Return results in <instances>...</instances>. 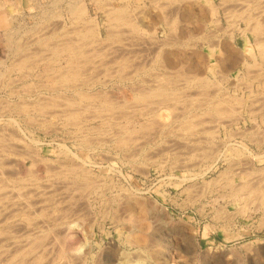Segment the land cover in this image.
<instances>
[{
    "label": "rangeland",
    "instance_id": "1",
    "mask_svg": "<svg viewBox=\"0 0 264 264\" xmlns=\"http://www.w3.org/2000/svg\"><path fill=\"white\" fill-rule=\"evenodd\" d=\"M82 1L86 5V9L88 11L87 12L88 17L90 19L91 18L96 19L99 22V25H100L99 28L102 32V35L104 34L103 40H105L106 34H107L106 33L107 28L110 26V23H108L109 20L107 18V14H106V8L101 9V6L98 5V3H96L93 0H82ZM260 1L261 0H259V2L257 1L258 6L254 5L255 0L250 2V9H249L252 14H254L255 10H256V12L258 11V14L255 13V16L258 18L264 17L261 15L262 13H264V12H262L264 10V1H263V3H262V1L261 2ZM109 2H110V5H111V3H112V5H122V4L127 5V6L130 5L129 9H130V14L133 15L132 17L137 18V16H138L139 18H137V19L134 18V19H136L138 21L140 20L141 23L145 22V24L142 23V25L144 24L142 27L143 28L146 27L144 30L142 28L139 33L138 32L131 33V32H129V30L127 28L124 29V31H125L124 33L127 36V37L125 36V39L126 38L129 39V40L126 39L125 42L129 41L130 43L129 42L128 43L130 44L131 47L127 43L129 48H128V50H126L127 44L126 45L121 44L122 47L119 44L120 47L118 48V50H120L121 53L117 52V55L119 56V54H120V56H122L121 54H123L124 52L127 53L129 59H131V61L134 60L135 63L133 61H132V63H134L136 66L132 67L134 64L133 65L131 64L130 67L134 68L133 69L134 71L132 70L133 72L132 71L130 72L131 68H129L128 76L126 75L127 73H125V75L127 77H129L130 75H132V73H134L133 74L134 77L132 76L133 78H130V81H128V80L120 81V78H118V76H117L118 74L114 75L116 77H114L113 75H112L113 77L110 76L111 78L109 76L107 78L104 76V78L107 79V82L109 79L108 83H110V85H112V84L115 85V88H107V89H109V91H111L112 89L114 90V91L112 90V92H111L112 95H113V93H114V95H116V96L113 95L114 97H112V98H114V100L116 97L117 101H120V102L122 101L121 104H123V102L125 100L127 101L128 94H129L128 92L130 90L128 87H130V84H133V83L136 85V87L144 86L146 88L147 85H149L147 87H150V86L155 85V84L156 85L160 84V83L162 84L163 78H164V81H166L165 78H169V79L173 78L172 83H174V82L177 83L179 81V79H180L179 82H182V83L178 82L177 83L178 85L176 84V88H179V87H180L179 89L184 88V85L187 86L186 85L187 83L185 84V82H187V80L185 81V78L189 79V77H191V75H192L191 70L197 68L195 61L192 57H194V56L196 57V55L198 56V54H199L200 57L204 55L205 57L203 56V59H206V61H211L212 63H217L216 64L217 66L215 68L213 65H212V67L211 66L206 67L207 69L203 68L205 75L210 77L213 81H215V84H216V85L215 84L213 85L214 87L213 86L211 87V89L216 88L215 89L216 91L214 89L213 90L210 89L214 94V98H212L211 100L213 101L216 99H220V101L225 102L224 105L222 104V106H224V107H225L226 103H227V105H230V106H227V105L226 106L229 107L231 110H233V112L236 113V119L233 120L234 123L231 126H228L226 128V127H223L219 121H218L219 122L218 123V122H216V120L215 121L212 120L214 118L207 120L210 118L208 115L207 116L201 115L203 118L207 117L206 122L208 123V127H207V124L205 122L206 128H204V129L212 130L214 128V126L212 127V125L217 124L218 127L215 125L217 128H214L211 132L216 131V133L218 135L216 133H214V136L212 135L213 137H211V135H207L208 132L205 130L203 131L202 128H201L202 130H198L199 132L196 131V128H195V132H194L195 134L194 133L193 134L187 133V135H186V133H183L184 132L183 130L179 131V128H181L180 124L182 125V122H183V118L184 117H194L195 116L194 114H198V113L201 114L200 111H202V109H206V106L203 105L201 110H199V109H197L196 106H194V107H196V108H194L190 104V101H187L190 105V107H189L190 109L187 108L189 110V113H188V111L186 109H185V112L183 110L182 111L180 110L183 108V105L181 106L180 104L179 105L177 104L176 107H178V112L180 110V112H179L180 115L183 112L181 117H179L178 112L177 113L174 112L171 107L170 108L172 109V112H171V109H169L168 107H165V108L163 107V108H161V110H164V111L162 112L160 110L162 115H161V113H159V114L161 115V117L164 116L163 118L167 119L165 121L166 122L168 121V122L166 124L164 121L166 127L164 126V128H163V126L161 125L162 129L159 127L160 125H158V128H159L158 130L161 132L160 137L154 136L153 141H151L152 138L151 139L150 138L140 139V141H138V140L134 141L136 144H134L132 142L131 146H128L127 148H123V149L119 148V150H118V148L113 150V148H115L114 146H115V142H116V140H114V139H118L117 134H119V133H117V132H119L122 128L120 126H116L114 124L115 121L111 120V116L110 117L108 116L109 119L106 123H102L101 118H103V117L105 118L107 115H101L99 113H96L97 112L96 110H97L98 105H99V104H97V102L96 103L94 102V104L91 103V105L89 104L90 106H92V108L88 107V105H86V104H81V105H84V107L81 106V107H83V108H81L82 109L81 112L83 111V113H81V117L84 119V120H82L83 127H84V129H82V130H85V132L81 131V132H76V134H75L74 128H72V127H69V128L68 127H61L60 125L52 127L50 129H44V128H40L38 126H30V127L23 126L20 129L17 127H9V128L5 127V128H3L4 129L3 130L1 127L0 128L1 129L0 134L4 133V134L8 135V134L12 133L13 130H15L14 132L15 133L17 132V134H20L21 137H24V135H25V138L23 140L26 141V143H25L26 145L28 142L30 143L32 140L31 139L32 137H30V135L32 133H29L31 130L33 132V138H35V139L38 138L37 140L42 142V149H43L42 155H43V157L53 158V159L58 158L59 159L58 160L59 162L57 161L58 163L55 162L52 165V168H54V169H56L59 165V167H60V168L58 167L59 170L60 169L62 170V167L66 166V165L71 166L72 164H74V166L73 165L72 166L75 167V164H76V162L74 160L68 159L70 157H68L67 155L59 153V149H58L59 143H61V142L67 143L69 145V147L71 146V148L75 149L76 146L74 144L77 142V140L79 141L80 139H82L81 136H84L86 133L88 135L90 134L89 138L93 137V142H95V143H97V142L99 143V139H101L100 142L101 141L105 142L106 139H108V141H109V142H105L104 147L101 146L99 148H96L94 151H92V150H90V151L79 150V152H80L79 155L83 159L85 158L88 162L89 161L92 162L90 164H92L94 166L95 176L97 177L98 180H93V179H95V178H93L94 177V175H93L94 173H93L91 179H92V182L94 181L93 182L94 187L92 185L90 187L91 188L93 187L96 189L98 188L97 190L91 189L90 187H87L88 190L85 189V190L89 191V193H87L84 190V183L85 182L82 179H80V181L78 179L76 180L73 175L68 174V172L66 171L67 169L64 170V168H66V167L63 168L64 171L63 170L58 171V169H56L57 173L55 176H54L53 172H56V170L55 171L53 170V172L51 171L50 173H48V172H45V169L43 168V172H45L47 174L42 172L43 173L41 175V179H42L41 181L42 182L40 181L41 185L43 187H49L48 190H50V188L52 190L50 191L51 192L50 194L43 196V197L41 196V198L46 199V201H48V204H50V206L48 208H46L47 213H49V212L50 213L49 214L46 213L45 217L40 216L43 221L40 219L39 216L36 217L35 215H33L34 220L32 222H34V225L37 226V227L35 226V228H36L35 231H37V229H39L40 231L41 230L43 231L44 229L48 228L47 225L53 226V224H52L53 219L52 218L57 217V215L59 214L58 212H60V214H61L63 211L68 209L67 207H69V203L67 202L68 203L67 204L65 201L67 195L68 194L71 195L70 193L73 194V192L75 193V191H76V193L78 195L75 194V196H79V193H81L84 190L85 192L83 191L82 193L87 194L86 195L87 197L86 196L84 197V199L87 198L86 199L87 201L84 199H82L83 201L82 200H78V201L76 200L75 201L77 203L76 205H78L79 207H78V209L75 210L76 211L75 213H79V212L81 213V214L80 213L78 214L79 215L78 218L81 220H82V218L84 220V216L86 215L85 221H83V220L78 221L79 219H77L78 223H80V222L81 223L86 222V223L85 224L84 223L83 224H76L77 226L75 229L79 232V234L83 233V235H85V236H83L85 238H83L82 235H80L81 238L83 239V240H81L82 242L79 244V246H80L79 249L80 250L83 249V250L78 251V253L81 255V259L82 258L85 259V256H84L85 254L83 251H85V249H86L85 252H89V250H90V252L87 253V256H86L88 258H86L84 260L85 264L86 263H88V264H99L98 262H100V264H105L104 262L106 259H109L110 261L114 260V264H119L121 262L123 264H134V263L135 264H137V263L138 264H158V263L159 264H264V224H262V221H261L262 216L264 214L263 213L264 208L262 206H260V203L258 202V200H256L257 196L254 195V197L256 198V199H254V197H253L254 200L245 201L244 200L245 196L247 195L246 197H248V194H246V192L242 193L241 197L245 194L244 198L242 199L240 196L236 198V196L230 190L233 186L235 187L237 185L236 187H239L240 186L239 184L241 182L248 181V179L250 180V178L252 179L251 181H253L254 184H256V185L257 184L258 185L264 184V180H262V179H264V109H262V108H264V99H263L264 97H262V95L264 96V94H262L264 91L261 87H259L257 85V82L255 80L254 81L252 80L258 76L257 71L259 68L254 69V67H257V66L260 67V66L257 64L256 65L253 64V62L251 60V54L248 52L245 36L239 30V26H242V28L245 27L244 26L245 22H242L241 19H239L237 17L238 12L237 13L235 12L234 13L235 16L233 13H231L230 18L233 15L231 19H229V17H227L229 15H224L223 13L219 14V15H221V17H220L221 23H217L216 20H217L218 15L215 16L213 14V12H211L209 10V4L205 0H174L173 1L174 3L172 4V7L169 9L168 12L173 13L174 19L176 20L177 24H176L174 29H168L167 27H165L166 24L164 22V17H163L164 16V13H163L164 9L161 8V6L164 5V3L165 4L168 3L167 0H158V1H154V2H152V0L151 1L150 0H115V1L112 0V2L111 1H109ZM142 2H143V4H142ZM170 3H172V2H170ZM170 3H168V4H170ZM214 3L216 6H220L221 0H214ZM253 6H255V7H253ZM261 6H262V9L260 8ZM259 9H261L262 11ZM161 10H162V12H161ZM183 12L192 13L191 14L192 16L195 15L196 18L193 16L192 19H194V18L197 19V17L199 19L203 18L202 17V15H203L207 21V24L205 27L204 26L199 27L196 25L194 26V25H192V24H194V22L189 24L191 29L196 28V32L194 31V35H196V36H194V35L191 36V39L187 43H183V41L179 40L180 33L182 34L184 32V30L185 31L188 30L187 26L179 18V16H181L183 14ZM159 16H162V18ZM26 18H29V17H26ZM106 19H107V21H106ZM155 19L158 21H154ZM228 19H229V21H228ZM153 21H154V24H152ZM147 24L148 25L150 24L149 25L150 27H147L148 26ZM153 25H155V26H153ZM154 27L157 30H155ZM105 28H106V30H105ZM127 30H128V32H127ZM153 31H154V33H152V35L149 34V32H153ZM174 31H176L177 33ZM140 33H142V34H140ZM241 33H242V35H241ZM247 33H248L249 37L251 38V40H253L255 37L254 34H252L251 32H247ZM129 34H131V35L133 34V35L129 36ZM134 34L138 35V37H136V35H134ZM148 34L150 37L149 36L147 37ZM202 34H204V35L209 34L210 35V38H208L209 40H206V42H205L204 40L200 39V36ZM154 36H156V37H154ZM157 37L159 40L157 39ZM0 39L2 41V46H5L4 38L0 37ZM167 39H169V40H167ZM140 40H141V42H140ZM156 40H157V42H156ZM170 40H173V41L171 42ZM100 42H102V40H99L98 42L91 43V45L88 46V49L92 50V49H94V47L100 48L99 46L105 47V46H108V44H109V46L112 45V43H110V41L102 42V44H100ZM163 42H164V44H162ZM103 43H105V44L103 45ZM217 43L222 46L223 51L220 50L221 48H219L217 46ZM160 44H161V47H160ZM222 44H224V45L228 44V47L232 46L231 47V49H232L231 54L232 55L228 54V56L231 55L230 57H233V56L237 57L236 53H238V56H239V54L242 53V55L245 56L244 59H247L248 61H250L249 63L252 66L250 67L248 65V68H250L252 71L251 70H250V72L247 71L249 75L247 74V72L245 75V67H244L243 62L237 63V65H236L235 62H239L240 57H237L238 60H235V61H234L235 58L231 59L230 57H228V58L226 57L227 53L224 51L225 47ZM215 47H216V50H215L214 57H213V53L211 52V50H212V48H215ZM159 48H161V49H159ZM250 48H249V50H250ZM252 48H253L254 53L257 55L259 48H257V46H255L254 44L252 45ZM116 50H117V47H116ZM124 50H126V51H124ZM161 50H163V52ZM122 51H124V52H122ZM160 54L164 55V57L163 56L161 57ZM183 55H185V57H183ZM211 55H212V58H211ZM223 55H225V56H223ZM125 56H126V54H125ZM159 57H161V58H159ZM188 57H190V59H192V60L188 59ZM223 57H224V59H223ZM257 57L259 58L258 62L261 63L262 58H260V56H257ZM164 58H165V60H164ZM220 59H221L222 63H223V61H225L224 66L228 65L229 67H231V68H228V66L227 67L225 66V68L227 69L226 70L227 72H224V73H220L219 71L216 72L217 68H218V70H221L220 67L223 68V65L221 64L222 66H220V64L218 63L220 61ZM227 59H230L231 61H234V62H230ZM161 60H163V62ZM187 60H189V61H187ZM94 62L96 63L97 61L95 60ZM136 62L139 63L140 65H143V66L140 67V65L136 64ZM191 62L194 65H192ZM227 63H229V64H227ZM92 65H93V67H91ZM138 65L141 69L137 67ZM89 66L91 67L89 69H93L95 67V64H90ZM89 66H87V67H89ZM252 67H253V69H252ZM135 68H137V69H135ZM260 68L261 69H259V70L261 71L264 69V66H261ZM89 69H87V70H89ZM139 69H140V72L139 73L137 72V74H136L135 71L139 70ZM199 69L202 70L201 68H199ZM1 70H2V68H0V71ZM253 70L257 76L256 75L254 76L255 73L253 72ZM251 72H253V74ZM94 73L95 72H93V70L92 71L89 70L88 73L85 74L88 78L86 76L85 77L87 79H89V77H92L91 79H94V77H96L98 79L102 76V74H96L97 72L95 74ZM111 74H108V75H111ZM183 74H185V75L183 76ZM187 74H188V76H187ZM251 74H252V76H250ZM94 75H96V76H94ZM181 75H182V77H181ZM245 77H247V79ZM260 77H261V75H260ZM141 78L142 79L144 78V79L142 80ZM131 80H133V81H131ZM5 81H6V79L3 80L4 84H6ZM120 82H122V83H120ZM166 82L164 83L165 86L167 85ZM263 82H264V80H263ZM116 83L120 84V85H118V86H120L119 88L116 86L117 85ZM191 86L192 85H190L189 87L187 86L188 88L185 87L186 89L185 88L184 89L188 91V89L190 88L189 89V91H190L193 89V87H191ZM98 87L100 90L105 88V87H102L101 85H98L96 88L94 87L91 89L93 91H96V90H98ZM187 91H186V94H191L192 91H194V93L196 92L195 89L190 91L191 93L189 91H188L189 92L188 93ZM261 91H263V92H261ZM1 92L3 93L4 90H1ZM254 92H255V94H253ZM250 93H252V94H250ZM256 94H257V96H255ZM69 95L73 96V92H70ZM252 95H253V97H252ZM227 97H238L239 99H238V101L230 102L228 100H230L231 98L228 99ZM226 99H228V100H226ZM260 101H262L263 107H262V103ZM259 103L261 105V108H260ZM189 105H185V106L188 107ZM185 106H184V108H185ZM133 107H132V109H133ZM179 107H181V108L179 109ZM224 107H223V109H224ZM227 107L225 109H227ZM130 108L131 107H129V109ZM132 109H130V111H132ZM134 113L135 112L133 110V112L130 113V115L134 116V118L136 120L141 121L143 119L142 116L140 117L137 113H136V115H133ZM163 113H164V115H163ZM175 113L178 114L176 116L179 117L178 120L176 121V123H175V119H176ZM92 114H96V115L99 114V116H101L100 120L98 119L99 118L98 116H95V115L92 116ZM172 114H173V116H172ZM192 114H193V116H192ZM200 114H198V115H200ZM84 116L85 117L87 116V117L84 118ZM91 117H94V119ZM138 117H139V119H138ZM158 117H159V115H158ZM158 119H160V117ZM84 121L86 123H84ZM158 121L162 122L161 120H158ZM223 121L232 122V120H228V119L227 120L223 119ZM212 122H213V124H212ZM110 123L111 124L113 123V124L111 125ZM164 123H163V125H164ZM236 123H238V124H236ZM85 124L87 125V127ZM90 124L92 126L94 125L93 127H95V128L88 131V129L92 127ZM158 124H159V122H158ZM176 125H179L177 129H176ZM170 127H171V129H170ZM172 128H173V131H172ZM197 128L199 129L200 127H197ZM97 129H99V130H97ZM100 129L106 130V131L104 130L102 132L103 134L105 133L104 135L101 133ZM108 129H109V132H108ZM166 129H167V132H166ZM10 130H11V132H10ZM24 130H27V131H24ZM117 130H119V131H117ZM91 131H93V132L91 133ZM111 131H112V133H111ZM168 131L172 132L171 135H170V133H168ZM175 131L180 132V133L177 132L179 135L183 133L182 134L183 136L182 135L179 136L176 133L173 134V132H175ZM200 131H202L206 135ZM26 132H28L29 134ZM113 132H114V134H113ZM162 132H163V134H162ZM165 132H166V134H164ZM100 133H101V135H100ZM111 134H113L114 137ZM200 134L204 135V137ZM249 134L251 137H249ZM7 135L3 136V137H7ZM184 135H186V136H184ZM190 135L192 136V138ZM197 135H199L201 137H197ZM253 135L255 138L253 137ZM101 136H103L106 139L104 140V138H103V140H102V138H100ZM109 136L111 137V139L113 141L110 139ZM206 136L208 137L207 140L209 142L206 141V138H207ZM186 137H187V139H186ZM214 137H215V139H214ZM29 138L31 140H29ZM97 138H98V140H96ZM155 138H157L158 140ZM184 138H185V140H187V142L184 140ZM190 138L194 139V141H192ZM197 138L199 139V141H196ZM201 138L205 139V141H202V143L200 140ZM75 139H77V140H75ZM162 139H163V141H162ZM166 139H168V140H166ZM209 139H212V140H209ZM253 139L256 141H254ZM47 140L49 143H47ZM144 140H145V143L143 142ZM213 140L218 145L215 144L213 142ZM141 141L143 143L140 144ZM146 141L149 143H147ZM169 141H171V142H169ZM175 141H176V144H175ZM52 142H54V143H52ZM168 142L172 143V144L166 145ZM177 142L179 144H181V142L182 143L186 142L187 144L185 143V145H183V147H180L182 145L178 146ZM194 142H197V143H194ZM204 142H205V145L210 146V147L205 148L206 146L204 145ZM211 142L214 143L213 146H212ZM106 143H108V144H106ZM164 143H165L166 147H163ZM25 144L24 143H22L20 145L17 144L19 148L21 147V145L25 146L24 148L22 146L23 150L20 148V152L21 151H23V152L27 151V149H25L27 147ZM32 144L33 143H30L29 147L32 146ZM147 144H149V145H147ZM174 144H175V146H173ZM202 144L205 147H203ZM161 145H163V146L161 147ZM186 145H189V146H186ZM199 145L202 147V150H201V147ZM211 146H212V148L214 147L216 150V154H214L215 159H211V158L207 159V156L205 153H204L205 155H200L203 153L202 152L203 150L208 149L207 151H209L210 150L209 148H211ZM175 147H177V148L175 149ZM178 147H180V148H178ZM186 147H188L189 149L192 147H195V148L190 149L192 151L187 154L188 151L186 150L187 149ZM52 148H53V150H52ZM129 148L132 150H130ZM214 148L212 150H214ZM243 148L244 149L247 148V149L244 151ZM195 149L197 150L196 152H195ZM217 149H218V152H217ZM122 151H124L128 155ZM172 151H173V153L171 154ZM193 151H194V155H193ZM23 152H21V153H23ZM213 152H215V151H213ZM219 152H221V153H219ZM238 152L239 153L241 152V153L239 154ZM25 154L26 153H24L23 155L25 156ZM90 154L93 157L90 156ZM121 154H123L124 156H122ZM134 154L136 155V158H134L135 156L132 157ZM189 154H191V155H189ZM188 155H189V157L192 158L193 161L189 160L190 158L188 157ZM204 156H206V157H204ZM10 157L12 159H13V157L16 158L13 155H11ZM21 157L22 156L17 157V159H15V161L16 160L22 161L23 158H21ZM148 157H150L151 159ZM177 157H178V161L176 160ZM193 157H195V159H193ZM201 157H202L203 161H201L202 160ZM11 158H10V160H12ZM61 158L62 159L65 158V159H63L65 162H67V161H70V162H68V164H65V162H63V164L60 165L62 163V162H60ZM92 158H94V160ZM62 159H61V161H63ZM128 159H129V161H128ZM185 159L187 161H190L192 163L193 167H191L192 165L190 164V162L187 165L188 162ZM204 160H206V161H204ZM13 161H14V159H13ZM100 161H101V163H100ZM184 161H186V163ZM196 161H198V162H196ZM26 162H27L28 166L31 165V159H26ZM73 162H75V163H73ZM193 162L195 163V165L193 164ZM196 163H198V164L196 165ZM209 164L213 165V168L209 169L205 172V170L207 169ZM186 165H187V167H186ZM183 166H185V167H183ZM96 167H98V168H96ZM99 167H102L103 169H99ZM192 168L194 170H192ZM189 169H191L192 171L191 170L189 171ZM224 170H225V173L227 172L226 173L227 176L225 175V177L226 178L230 177V179L228 178L225 180V177L224 176L222 177V175H221V178L222 179L224 178L223 181H221L222 179L220 178V174ZM229 170H230V172H229ZM107 172H108V175H107ZM97 174H98V176H97ZM100 174H101V176H99ZM190 174L194 178H191ZM65 175L67 176V178L64 177ZM52 176L58 182H56ZM108 176H111V177L109 178ZM261 176H263V177L261 178ZM50 177H52V178H50ZM99 177L100 178L103 177L102 179H104V181L102 179H100ZM105 177H106V179H105ZM65 178H66V180H65ZM215 178L216 179L220 178V179L218 180L217 183L216 182H213V183L211 182L212 184L209 183V185H208L209 187H208L206 183L209 182L210 180L212 181V179H215ZM62 179L64 180V182L66 181L65 184H64V182H62L63 181ZM108 179H109V182L107 181ZM59 180L60 181L62 180V181L60 182ZM71 180L73 181V183H70V182H72ZM74 180H75V182H74ZM100 180L103 181V183L98 184L101 182ZM230 180H231V183H229ZM254 180H256V182H258V181L259 182L255 183ZM47 181H51V182L46 183ZM68 181L70 184L67 183ZM78 181L80 183L82 181V184H79ZM96 181H100V182H96ZM205 181H207V182H205ZM50 183H51V185L53 184L52 187H51ZM61 183L64 184V187ZM74 183H76V184H74ZM73 184H74V186H73ZM78 184H79V188L82 191H80V189L77 187ZM102 184L106 185L105 188ZM229 184H231V185L233 184V186H231V185L229 186ZM212 185H214V186H212ZM223 185H226L227 187L223 186ZM55 186H58L59 188H56ZM100 186H101V189H100ZM189 186H190V188H188ZM205 186H207L208 189ZM211 186H212V188H211ZM221 186L223 187V189H225L227 191L223 190L221 188ZM253 186H255V185H253ZM263 187H264V185H263ZM65 188L66 189L71 188L73 190L71 191L69 189L68 190L70 192L69 193V192H67V190H65ZM186 188L189 189V190L187 189L188 192H187ZM191 188L194 191L193 194L189 193V191L192 192V190H190ZM204 189L206 190L205 194H202ZM209 189H210V191L212 190L211 192L213 194L209 191ZM78 190L80 191L79 193L77 192ZM57 191L59 192V194L57 193ZM228 191H230V192H228ZM94 192H96V193H94ZM99 193H101V194L104 193V195H100ZM198 193H201V194L199 195ZM219 193H221V194L226 193V195H224V194L221 195ZM247 193H249V192H247ZM230 194H231V196H230ZM194 195L197 196L196 197L197 202L195 200L193 201V198L195 197ZM198 195H199V197H198ZM201 195H202V197H201ZM210 195H212V196H210ZM220 195L223 197H221ZM50 196L52 198H50ZM224 196H225V198H224ZM53 197H55V199H53ZM213 197L215 199L216 198H218V199H216V201H214V200H212ZM58 198H59V201L61 203H59L57 201ZM63 198H65V199L63 200ZM90 198H91V200H93L92 202H91ZM53 201H54V204H52ZM80 201H82V202L80 203ZM255 201H257V202H255ZM42 202H43V204H45V202L42 200L41 203H39V207L41 206L40 204H42ZM64 202L66 203L65 207L63 204ZM75 202H73V203H75ZM89 202L91 203V205ZM70 203H72V202H70ZM83 203H85V204H83ZM148 203H150V204H148ZM257 203H259V208H258ZM43 204H42V206H43ZM131 204L133 207L135 206L137 208H139V204L140 205H142V204L146 205L147 204L146 206L150 205V207H153V209H154V210H151L148 214L149 215V221H151V219H153V221L150 222L152 224L151 225L152 227H150L149 230H147L149 233L146 232V236L149 237L148 244H150V247H149V245H147V247L146 246L145 247L138 246V249H137V245H134V241L128 240L129 239L128 237L130 236L129 231L132 230L133 225H131V223L127 221V217H125V216H127L128 213L125 211L127 215L124 214L125 213L124 209L126 208V210H128L127 207ZM221 204L223 205V207H221L222 206ZM256 204H257V206H256ZM80 205H82V206L85 205V207H84L85 212L83 211V213H82L81 210L83 208H81L79 210V208L81 207ZM254 205L256 206L257 209H259L258 212H256L257 209H255ZM58 206L60 207L59 210L61 209V211L58 210ZM248 206H250L249 210H248ZM37 207H38V205L36 206L35 210L37 209ZM39 207H38V209L41 208V207L40 208ZM62 207H64V209H62ZM150 207H147V208H150ZM218 207H220V208H218ZM50 208L51 209L54 208L55 210L53 209L50 211L49 210ZM241 208H243V209H241ZM105 209H107V210L105 211ZM35 210L32 209L29 212L35 211ZM77 210H79V212H77ZM240 210L242 211V213L240 212ZM254 210H255V212H254ZM88 211H90V212H88ZM164 211L167 212V214L164 213ZM237 211H239V212H237ZM36 212H37V210H36ZM53 212H55V213H53ZM87 212H88V214H87ZM108 212H110V214ZM107 213L109 215H106ZM55 214H57V215H55ZM114 214H117V216L118 215L119 216L118 217L116 216L117 218L115 217L114 219H112L115 216ZM163 214H165L166 216ZM230 215H231V217H230ZM33 216H31V217L33 218ZM87 216H88V218H87ZM111 216H112V218H111ZM167 216H168V218H167ZM225 216H228V218ZM50 217H51V220H50ZM152 217H154V218H152ZM37 219L39 220V223H41V222L42 223L39 224ZM44 219H46V220H44ZM118 219H120V220L122 219V220L120 221ZM40 220H41V222H40ZM93 220H94V224H93ZM18 222H19L18 224H20L19 226L20 227L23 226L24 228L28 224V223H26L25 219H21ZM88 223H90V226ZM43 225L44 226L46 225V226L43 227ZM85 225H87L88 227ZM91 225H92V227H91ZM259 225H262V226H259ZM19 226L17 225V227H18L17 229H19ZM52 226H51V228H52ZM221 226H222V228H221ZM23 227H22V229H23ZM41 227H43L44 229L43 228L41 229ZM53 227L55 229V226H53ZM89 227H91V229ZM56 228H57V226H56ZM58 228H59V226H58ZM58 228L56 229V231L54 229H52V230H54L55 232H58L59 231ZM78 228H80V230L82 229L84 232H82V230L81 231L78 230ZM100 228H101V230H100ZM22 229L20 230L19 234H22L24 232V229L23 230ZM120 229H121V231H120ZM86 230H87V232L85 233ZM60 232H61V230H60ZM60 232L58 234L61 236L62 234ZM150 237H151V239H150ZM153 239H155V240H153ZM152 240L154 241V244L151 243ZM112 243H114L115 245L112 246ZM158 243H159V245H158ZM156 244H157V246H156ZM153 245H154V247H153ZM81 246H82V248H81ZM87 246H88V248H87ZM148 247H149V249H148ZM104 248H107V249H104ZM87 249H89V250H87ZM140 249L143 250L142 254L146 258L143 259V257H142L143 255L142 256L139 255L141 252ZM138 251H139V254H137ZM103 252L105 255H103ZM111 254H113V255H111ZM95 255L99 256V257H96L97 258L96 259ZM114 255H115V257H114ZM138 256H140V259L138 258ZM127 257H128V259H127ZM150 257H151V259H150ZM136 258H138V259H136ZM141 258L143 260H147V261H143ZM120 259H121V261H120ZM154 261L155 262L157 261V262L155 263ZM44 264H46V263H44Z\"/></svg>",
    "mask_w": 264,
    "mask_h": 264
},
{
    "label": "bare ground",
    "instance_id": "2",
    "mask_svg": "<svg viewBox=\"0 0 264 264\" xmlns=\"http://www.w3.org/2000/svg\"><path fill=\"white\" fill-rule=\"evenodd\" d=\"M93 1L98 3V5L101 6V9L106 8V14H107V18L109 20L108 23H110V26L109 27L107 26L108 28H107V32H106L107 33L106 34V39L104 38L105 40H103V35L104 34L102 35V32H101V30L99 28V26H100L99 22L96 19H92V18L90 19L88 17V13H87L88 11L86 9V5L84 4V2L82 0H0V37L4 38L5 46H6V47L2 46V41L0 39V68H2V70H3V71L2 70L0 71V128L2 127V129H3L5 127H8V128L9 127H17V128L20 129L23 126H26V127L38 126L40 128L50 129L52 127L60 125L61 127H68V128L72 127V128H74L75 134H76V132H81V131L85 132V130H82V129H84L83 123H82V120H84V119L81 117V113H83V111L81 112V110H82L81 108H83L84 105H81V104H86V105H88V107L92 108V106H90L91 103L94 104V102L95 103L97 102V104H99V105H98V108L96 110L97 111L96 113H99L101 115H107L105 118L104 117L101 118L102 123H106L108 121L109 117L111 116V120L115 121L114 124L116 126H120L122 128V129L120 128L121 129L120 131L117 130V131H119V132H117V133H119V134H117L118 135V139H114V140H116V142H115V146H114L115 148H113V150L116 149V148H118V150H119V148L123 149V148H127L128 146H131L132 142L134 144H136L134 141H137V140L140 141V139H148V138L151 139L152 138L151 141H153V137L154 136H159L160 137L161 136V134H160L161 132L158 130L159 129L158 125H160L159 126L160 128H161V125L164 128L165 123L167 124V122H168V121L167 122L165 121L167 119L163 118L164 116L161 117V115H162V113L160 112L161 108H163V107L164 108L168 107L169 109L172 108L173 111L177 113L178 112V107H176V105L177 104L178 105L180 104L181 106L183 105V108H184L185 105H189V103L187 101H190V104L193 107L196 106L197 109H199V110H201L203 105L206 106V109H202V111H200L201 114L197 112L200 115L194 114L195 115L194 117H184L182 125L179 123L180 126H181V128H179V131L183 130L184 131L183 133H186V135H187V133H192L193 134L195 132V128H196V131L203 129V131L205 130V131L208 132L207 135H211V137H213L214 133H216V131H213V132H211V131L214 128L218 127L217 124H215L217 127L215 125H212V127L214 126V128L212 130L204 129V128H206L205 127L206 126L205 122L207 120L212 119V118H214L212 120H214V121L216 120V122L219 121L220 124L223 127H226V128L228 126H231L234 123L233 120L236 119V113L233 112V110H231L229 107H227V106H230V105H227V103H226L225 107H224V106H222V104L224 105L225 102L220 101V99H216V100H213V101L211 100L212 98H214V94L211 91L214 88L211 89V87L215 84V81H213L210 77L205 75V73L203 71V68L207 69L206 67H210V66L212 67V65L215 68L217 66L216 65L217 63H212L211 61H206V59H203L204 55L200 57L199 54H198V56L196 55V57L194 56L195 58L192 57L194 59V61H195V64H196L197 68L196 69H192L191 70L192 71L191 72L192 73L191 77H189V79L185 78V81L187 80V82L184 81L185 84L187 83L186 85L188 87L190 85H192L191 86V87H193L192 90H194V89L196 90L195 93H194V91L190 90V91H192V93H191L189 91V89H190L189 88L188 91L191 94H186L187 90H185V89L188 88V87L185 86V85H184V88L186 87L185 89L184 88L179 89L180 87L176 88V84L180 81V79H179V81L177 83L174 82L175 83L174 84V83H172L173 78L172 79L171 78L170 79L169 78H165V80L167 82L164 81V78H163V83L162 84L161 83L157 84V85L155 84V85H152L150 87H147V86H149V85H147L146 88L144 86L136 87V85L134 83L130 84V87H128L130 90L128 92L129 94L127 93L128 94L127 101L125 100L123 102V104H121L122 101L121 102L117 101L116 97H115V100H114V98H112V97H114L116 95H114V93H113L114 96L111 94L113 89L111 91H109V89H107V88H115V85L114 84L110 85V83H108L109 79H108V82H107L106 78L108 76L110 77L112 75L114 76L115 74H118L117 76H118V78H120V81H125V80L130 81V78L134 77L133 76L134 73H132V75H130L131 77L130 76L127 77L128 76V72H129L128 70H129V68H131L130 65L131 64L133 65L135 62H134V60H132L134 62V63H132L131 59H129V57H128V54L124 52V51L128 50V48L130 46V44H129L130 42L128 41L129 40L128 38H126V39H128L127 41L129 43L125 42L126 41V39H125L126 35L124 33L125 32L124 29L127 28L129 30V32H131V33H134V32H138L139 33L141 31V29L143 28L142 26L145 24V22H142V23H144L142 25L140 20L139 21L136 20L137 18H139L138 16H137V18L134 17L136 19H134L132 17L133 15L130 14V9H129L130 5L129 6L123 5V4L122 5H112V3L110 5L109 1L112 2V0H93ZM154 1H158V0H152V2H154ZM167 1H168V3H170V2H172V3H170V4H168V3L165 4L164 3V5L161 4L162 5L161 8L164 9V11H163L164 16L163 17H164V22L166 24L165 27H167L168 29H174L176 24H177V22L174 19L173 13L168 12L169 9L172 7V4L174 3L173 2L174 0H167ZM205 1L209 4V10L211 12H213V14L215 16L218 15L217 16V20H216L217 23H221V18H220L221 15H219V14L223 13L224 15H229L227 17H229V19H231L232 16H233L232 15L231 18H230L231 13L234 14L235 12L236 13L238 12L237 13L238 16L237 15L236 16L239 19H241L242 22H245V25H244L245 27L242 28V26H239V30L245 36L248 52L251 54V60H252L254 65L257 64L260 67L264 66V17L258 18V17L255 16V13L258 14V11L256 12V10H255L254 14H252L251 11L249 10L250 9V2H252L253 0H249V1L248 0H221L220 6H216L215 3H214V0H205ZM257 1L259 2V0H255V4H254L255 6H258V2ZM261 1L263 3L264 0H261ZM142 4H143V2H142ZM255 6H253V7H255ZM260 8L262 9V6ZM261 9H259V10H261ZM161 12H162V10H161ZM262 12H264V10ZM191 14L192 13L183 12V14L182 15L180 14L181 16H179V18L183 21V23L188 28L187 31L184 30V32L182 34L180 33L179 40L183 41V43H187L191 39V36L194 35V31L196 32V28H192L191 29L189 24L194 22V24H192V25H194V26L196 25V26H199V27H202V26L205 27L206 24H207V21H206V19L204 18L203 15H202L203 18H200V19L198 17H197V19H195L196 17H195V15H193L195 18L192 19L193 16ZM261 15L264 16V13H262ZM234 16H235V14H234ZM26 17H29V18H26ZM159 17L162 18V16H159ZM229 19H228V21H229ZM106 21H107V19H106ZM154 21H158V20L155 19ZM154 21H153L152 24H154ZM149 25L147 27H150ZM153 26H155V25H153ZM145 28L146 27H144L143 30ZM105 30H106V28H105ZM128 30H127V32H128ZM155 30H157V29L155 28ZM154 31L153 32H149V34L152 35V33H154ZM174 32H176V31H174ZM247 32H251L252 34H254L255 37H254L253 40H251V38L249 37ZM242 33H241V35H242ZM140 34H142V33H140ZM149 34L147 35V37L149 36ZM132 35L129 34V36H132ZM134 35H136V34H134ZM194 36H196V35H194ZM136 37H138V35H136ZM154 37H156V36H154ZM208 38H210L209 34H205V35L202 34L200 36V39L204 40L205 42H206V40H209ZM157 39H158V37H157ZM99 40H102V42L110 41V43H112V45L109 46V44H108V46H105V47L104 46L103 47L99 46L100 48L94 47V49H92V50L88 49V46L91 45V43L98 42ZM167 40H169V39H167ZM173 40H170V41L172 42ZM102 42H100V44H102ZM140 42H141V40H140ZM156 42H157V40H156ZM127 43L129 44V46H128ZM104 44L105 43H103V45ZM119 44H120V46H121V44L122 45H126L127 44L126 45L127 49L125 48L126 50L122 51V52H124L126 54V56H125L124 53H123L124 55L121 54L122 56H120V54H119V56L117 55V52L121 53L120 50H118V48L120 47ZM162 44H164V42ZM253 44L255 46H257V48H259L257 55L253 51V48H252ZM222 45H224V44H222ZM217 46L219 48H221L220 50H222V46L220 44L217 43ZM116 47H117V50H116ZM160 47H161V44H160ZM224 47H225L224 51L227 53L226 57L228 58V57H230L232 55L231 54V52H232L231 47L232 46L228 47V44L227 45L225 44ZM249 48H250V50H249ZM159 49H161V48H159ZM215 50H216V47L212 48V50H211V52L213 53V57H214ZM161 51L163 52V50H161ZM228 54H231V55L228 56ZM236 54H237L236 55L237 57H240V59H239L240 61L239 62H235V63L237 65V63H240V62L242 63L243 62L244 67H245V75H246V72L247 71L250 72V70H251L250 68H248V65L250 67L252 65H250V63H249L250 61H248L247 59H244L245 56L242 55V53L239 54V56H238V53H236ZM162 56L164 57V55H161V57ZM223 56H225V55H223ZM257 56H260V58H262V62L261 63L258 62L259 58ZM161 57H159V58H161ZM183 57H185V55H183ZM190 57H188V59H190ZM237 57L233 56V57H230V58L231 59L235 58L234 59V61H235V60H238ZM165 58H164V60H165ZM211 58H212V55H211ZM223 59H224V57H223ZM95 60L97 61L96 63L94 62ZM190 60H192V59H190ZM227 60H229L230 62H234V61H231L230 59H227ZM161 61L163 62V60H161ZM187 61H189V60H187ZM224 62L225 61H223V63H222L221 59H220V61L218 63L220 64V66L223 65V68L220 67L221 70H218V68H217L216 72L217 71H219L220 73L227 72L226 71L227 69L225 68V66L227 67L228 65L224 66ZM90 64H95V67L93 69H89V68L93 67V65L90 67L89 66ZM136 64H139V63L136 62ZM191 64L194 65L192 62H191ZM227 64H229V63H227ZM139 65L137 66L138 68L143 66V65H140V67H139ZM87 66H89V67H87ZM134 66H136V65L134 64L132 67H134ZM260 67L257 66V67H254V69L255 68L261 69ZM199 68H201L202 70H200ZM228 68H231V67L228 66ZM87 69H89L91 71L93 70V72H95V73L97 72L96 74H102V76L100 78H98V79L96 77H94V79H91L92 77H89V79H87L88 77L85 75L89 71ZM133 69L134 68H131L130 72ZM135 69H137V68H135ZM140 69L135 71L136 74H137V72L138 73L140 72ZM252 69H253V67H252ZM259 69L257 71L259 73V74L257 73L258 76L256 75V73L253 70V72L255 73L254 76L256 75L257 77L255 79H252V80L253 81L255 80L257 82V85L259 87H261L263 89V91H264V82H263V80H264V71L263 70L264 69L261 70V71ZM248 72H247V74H248ZM253 72H251V73L253 74ZM125 73H127L126 74L127 76L125 75ZM108 74H111V75H108ZM252 74L250 76H252ZM184 75L185 74H183V76ZM260 75H261L262 78L260 77ZM94 76H96V75H94ZM104 76L106 78H104ZM187 76H188V74H187ZM114 77H116V76H114ZM181 77H182V75H181ZM245 78L247 79V77H245ZM4 79H6V81H5L6 84L3 83ZM131 81H133V80H131ZM165 82L167 84L166 86L164 84ZM120 83H122V82H120ZM179 83H182V82H179ZM98 85H101L102 87H105V88L100 90L99 87H98V90H96V91H93L91 89V88H94V87L96 88ZM118 85H120V84L118 83L116 85L119 88L120 86H118ZM1 90H4V92L2 93ZM263 91H261V92H263ZM70 92H73V96H71L72 94L69 95ZM250 94H252V93H250ZM253 94H255V92ZM262 94H264V92ZM255 96H257V94ZM252 97H253V95H252ZM262 97H264V96L262 95ZM227 98L228 99L231 98L230 100L226 99V100H228L230 102H235V101H238V99H239L238 97H227ZM260 102L262 103V101H260ZM259 105H260V103H259ZM81 106H83V107H81ZM129 107H131L130 109H132V107H133L132 111H130ZM189 107H190V105L188 107L185 106L184 109L183 108L180 109L181 107H179V109L181 111L183 110L184 112H185V109H186L188 111V113H189V110H188V109H190ZM196 107H194V108H196ZM223 107H224V109H223ZM226 107H227V109H225ZM262 107H263V103H262ZM260 108H261V105H260ZM172 109H171V112H172ZM262 109H264V108H262ZM133 110L135 112L133 115H136V113H137L140 117L142 116L143 119L142 120L140 119L141 121L136 120L134 118V116L130 115V113H132ZM180 110H179V112H180ZM161 111L163 112L164 110H161ZM179 112H178L179 117H181L183 112H182L181 115H180ZM159 113H161V115ZM176 113H175V116L178 115ZM99 114H97V115L96 114H92V116H94V115L98 116L99 118L98 117L97 118L100 120L101 116H99ZM173 114H172V116H173ZM158 115H159L160 119H158L159 118ZM163 115H164V113H163ZM201 115L202 116H205V115L207 116L208 115L210 118L209 119H207V117L203 118ZM192 116H193V114H192ZM86 117L84 116V118H86ZM179 117L176 116L175 123H176V121L178 120ZM91 118L94 119V117H91ZM138 119H139V117H138ZM223 119L224 120H227V119L228 120H232V122L223 121ZM158 120H161L163 123L165 121L164 125H163L162 122H160ZM158 122H159V124H158ZM213 122H212V124H213ZM84 123H86V122L84 121ZM206 124H207V127H208V123L207 122H206ZM236 124H238V123H236ZM93 126L91 128H89L88 131H90L93 128H95ZM178 126L179 125H176V129L178 128ZM86 127H87V125H86ZM197 127H200V128L198 129ZM170 129H171V127H170ZM97 130H99V129H97ZM104 130L105 129H100L101 133ZM14 131L15 130H13V132L10 133L11 132V130H10V132H9L10 134H8V135L4 134V133L0 134V264H44V263H46V264H83L84 263L85 264L84 260L86 258H88L86 256H87V253L90 252V250H89L90 248L87 249V250H89V252H85L86 249H85V251H83L84 254H85L84 255L85 259L84 258L81 259V255L78 253V251L80 250L79 249L80 248L79 244L82 242L81 240H83V239L81 238L80 235H82V237L85 236V235H83V233L79 234V232L75 229L76 226H77L76 224H83L84 223V222L83 223H81V222L78 223L77 219H79L78 218V216H79L78 214L80 213L79 210L81 208L84 209L85 205H83V206L80 205L81 207L79 208V210H77V212H79V213H75L76 212L75 210L78 209V207H79L78 205H76L77 203L75 201L84 199V197L87 194L82 193V192L85 189H87V187H90L91 185L94 187V185H93L94 181L92 182V179H91L93 173H94L93 174L94 175L93 178H95L93 180H98V179L95 176L94 166L92 164H90L92 162H90V161L88 162L85 158L83 159L79 155V153H80L79 150H85V151L86 150L87 151L92 150V151H94L96 148H99L101 146L104 147L105 142H109L108 139H106L103 136H101L100 138H102V140L104 138V140L106 139V141L105 142H102V141L100 142L101 139H99V143L98 142L95 143V142H93V137L89 138L90 134L88 135L86 133L84 136L80 135L82 137V139H80L79 141L77 139H75V140H77V142L74 144L76 146V147L74 146L75 149L71 148V146L69 147V145L67 143H62V142L59 143V144L57 143L58 144L59 153L67 155L68 157H70L68 159H72V160H74L76 162L75 167H73L74 164H72L73 166L72 165L71 166H67V165L64 166L63 165L66 168L62 167V170H63V168H64V170L67 169L66 171L68 172V174L73 175L76 180L78 179L80 181V179H82L85 182V183L83 182L84 183V190L82 191L79 188V184H82V181H81V183L78 181L79 184L77 185V187L80 189V191H82L81 193H79L80 192L79 190L77 191L79 193V196H75V194H77L76 191H75V193L73 192V194L68 191L69 189L71 191L73 189H71V188H67L66 189L65 188V190H67V192H69L71 194V195L68 194L67 197H66V200H65L66 203L67 202L69 203V207H67L68 209L63 211L62 212L63 214L62 213L60 214V212L57 211L59 214L57 213L58 215L57 214H55V215H57L58 218L57 217H55V218L53 217L52 218L53 222L56 220L54 223L51 221L53 226H55V229H54V227L52 225H51L52 228H51L50 225H47L48 228L46 227L47 229H44L43 227H45L46 225L45 226L43 225V227H41V229L43 228L44 230L40 231L39 229H37V231H38L37 232V231H35L36 230V228H35L36 225H34V222H32L34 220V216L33 215H35L36 217L37 216L45 217V215L47 213L46 208H48L50 206V204H48V201H46V199H42L41 196L43 197V196H46V195L50 194L51 193L50 191L52 190L51 188H50V190H48L49 187H43L41 185V182H42L41 181L42 180L41 179V175L43 173H45V172L50 173L51 171L53 172V170L55 171L56 169H58L59 165H58V167L56 169L52 168V165H53V163L57 162L59 159L58 158L57 159H53V158L43 157V155H42V150H43L42 149V142L37 140L38 138L37 139L33 138V132L31 130H30L29 133H32L30 135V137H32L31 138L32 140L30 138H29V140H31L30 143H33V144L30 147H29L30 143L28 142L27 145H26L25 144L26 141L23 140L25 138V135L23 134L24 137H21L20 134H17V132L15 133ZM24 131H27V130H24ZM169 131H168V133H170V135H171L172 132H169ZM172 131H173V128H172ZM92 132L93 131H91V133ZM108 132H109V129H108ZM166 132H167V129H166ZM166 132L164 134H166ZM177 132L178 131H175V132H173V134L176 133L177 135H179L178 133H180V132H178V133ZM200 132H202V131H200ZM26 133H28V132H26ZM101 133H100V135H101ZM111 133H112V131H111ZM113 134H114V132H113ZM113 134H111V135H113ZM162 134H163V132H162ZM182 134H180V135H182ZM203 134H205V133H203ZM6 135H7V137H3V136H6ZM186 135H184V136H186ZM200 135H202V134H200ZM202 136L204 137V135H202ZM111 137H110V139H111ZM113 137H114V135H113ZM197 137H201V136L197 135ZM249 137H251L250 134H249ZM253 137H254V135H253ZM191 138H192V136H191ZM202 138L200 139L201 143H202V141H205V139H202ZM155 139H157V138H155ZM186 139H187V137H186ZM207 139H208V137L206 138V141H208ZM214 139H215V137H214ZM96 140H98V138ZM166 140H168V139H166ZM184 140H185V138H184ZM191 140L194 141V139H191ZM209 140H212V139H209ZM162 141H163V139H162ZM171 141H169V142H171ZM185 141L187 142V140H185ZM196 141H199V139L197 138ZM254 141H256V140H254ZM143 142L145 143V140ZM143 142L141 141L140 144L143 143ZM169 142L166 145L172 144V143H169ZM178 142H177L178 146L182 145L180 147H183V145H185V143H186V142L185 143L183 142L184 143L183 144L181 142V144H179L180 142L179 143ZM213 142H214V140H213ZM19 143L20 144L24 143L27 146L25 148V149H27V151L24 150L25 152L21 151V152H23V153H21L20 152V148L23 150V148L25 146L21 145V147L19 148L18 147V145H20ZM47 143H49L48 140H47ZM52 143H54V142H52ZM147 143H149V142H147ZM194 143H197V142H194ZM214 143L217 144L216 142H214ZM214 143H212V146H213ZM106 144H108V143H106ZM175 144H176V141H175ZM175 144L173 146H175ZM147 145H149V144H147ZM163 145H161V147L162 146L166 147L165 143ZM204 145H205V142H204ZM204 145H203V147L206 146L205 148L210 147V146H207V145L204 146ZM22 146H23V148H22ZM186 146H189V145H186ZM212 146H211V148H209L210 149L209 151H207L208 149L207 150H203L202 151L203 153L200 154V155H205L206 154L207 159L208 158L215 159L214 158V156H215L214 154H216V150H215L214 147H213L214 150H212L213 149ZM180 147H178V148H180ZM176 148L177 147H175V149ZM186 148H187L186 150L188 151L187 152V154H188L189 152L192 151L190 149L195 148V147H192L190 149L188 147H186ZM246 149H244V151ZM52 150H53V148H52ZM130 150H132V149H130ZM201 150H202V147H201ZM196 151L197 150L195 149V152ZM213 151H215V152H213ZM122 152H124V151H122ZM217 152H218V149H217ZM24 153H26L25 156L23 155ZM172 153H173V151L171 152V154ZM219 153H221V152H219ZM125 154H127V153H125ZM135 154L133 156L132 155L131 156L132 157L135 156L134 158H136ZM11 155L16 157V158L13 157L14 161L10 157ZM121 155L124 156L123 154H121ZM189 155H191V154H189ZM189 155H188V157H189ZM193 155H194V151H193ZM19 156H22L21 158H23V160L22 161L21 160L20 161L19 160L15 161V159H17V157H19ZM90 156H92V155L90 154ZM206 156H204V157H206ZM150 157H148V158H150ZM202 157H201V159H202ZM10 158L12 160H10ZM189 158H190L189 160H192L191 157H189ZM26 159H31V165L30 166L27 165ZM61 159H60V162H62V163L60 165H62L63 162H65L63 160L65 158L62 159L63 161H61ZM92 159L94 160V158H92ZM193 159H195V157H193ZM176 160L178 161V157H177ZM128 161H129V159H128ZM186 161H184V162L186 163ZM198 161H196V162H198ZM201 161H203V159ZM204 161H206V160H204ZM68 162H70V161L65 162V164H68ZM75 162H73V163H75ZM187 162H188L187 163V165H188L190 161H187ZM194 162H193V164L195 165ZM100 163H101V161H100ZM190 164L192 165L191 162H190ZM197 164L198 163H196V165ZM187 165H186V167H187ZM183 167H185V166H183ZM191 167H193V165ZM43 168L45 169V172H43ZM96 168H98V167H96ZM212 168H213V165L209 164V166L207 167L205 172L207 170H209V169H212ZM99 169H103V168L99 167ZM62 170L58 169V171H62ZM190 170L191 169H189V171ZM192 170H194V169L192 168ZM229 172H230V170H229ZM53 173H54V176H55L56 173H57V170H56V172H53ZM226 173H225V170L222 171L221 174H220V178H221V175H222V177L223 176L225 177ZM45 174H47V173H45ZM107 175H108V172H107ZM97 176H98V174H97ZM99 176H101V174ZM111 176H108V177L110 178ZM52 177H50V178H52ZM64 177L67 178L66 175ZM190 177L194 178V177L191 176V174H190ZM262 177L263 176H261V178ZM66 178H65V180H66ZM102 178L103 177H101L100 179H102ZM228 178L230 179V177H227V178L225 177V180L228 179ZM105 179H106V177H105ZM219 179L215 178V179H212V181L210 180L209 182H207V181H205V182H207L206 184L208 186L209 183L210 184H212L213 182L217 183ZM223 179L221 181H223ZM102 180L104 181V179H102ZM251 180L252 179L250 178V180L248 179V181L241 182L242 184L240 183L239 184L240 186L238 185L239 187H236L237 185L235 183H234L236 185L235 187L233 186V184L232 185L229 184V186L231 185V186L234 187V188L232 187L230 190L236 196V198L239 197V196L241 197L242 193L246 192V194H248V197H246L247 196L246 195L245 198H244L245 194L241 197L242 199L244 198L245 201L254 200V199H256L254 197V195L257 196L256 200H258V202L260 203V206H262L264 208V189H263L264 188L263 187L264 184L263 185H258V184L256 185ZM262 180H264V179H262ZM55 181H56V179H55ZM69 181L67 183H69ZM100 181H96V182H100ZM103 181H101L98 184L103 183ZM107 181L109 182V179ZM254 181H255V183L259 182V181L256 182V180H254ZM49 182H51V181H47L46 183H49ZM56 182H58V181H56ZM62 182H64V180ZM65 182H64V184H65ZM74 182H75V180H74ZM70 183H73V181L70 182ZM229 183H231V180L229 181ZM61 184L64 187V184L63 183H61ZM74 184H76V183H74ZM74 184H73V186H74ZM50 185H51V183H50ZM253 185H255L256 187L253 186ZM52 186H53V184L51 185V187ZM103 186L105 188L106 185H103ZM207 186H205V187H207ZM212 186H214V185H212ZM212 186H211V188H212ZM223 186H226V185H223ZM55 187L59 188L58 186H55ZM93 187L92 188L90 187V188L91 189H96V188H93ZM208 187H207V189H208ZM188 188H190V186ZM188 188H186V190ZM221 188L223 189L222 186H221ZM100 189H101V186H100ZM87 190H85V191L87 193H89V191H87ZM188 190H187V192H188ZM190 190H192V192L189 191V193L193 194V192H194L193 189L191 188ZM223 190H225V189H223ZM205 191H206L205 189H204L203 192L201 191L202 194H205ZM209 191H210V189H209ZM225 191H227V190H225ZM228 192H230V191H228ZM247 192H249V193H247ZM57 193L59 194L58 191H57ZM94 193H96V192H94ZM99 194L100 195H104V193L103 194L99 193ZM198 194L200 195L201 193H198ZM219 194H221V193H219ZM222 194H224V193H222ZM199 195H198V197H199ZM224 195H226V193ZM194 196L195 197L193 198V201L195 200L197 202V200H196L197 196L196 195H194ZM210 196H212V195H210ZM230 196H231V194H230ZM55 197H53V199H55ZM201 197H202V195H201ZM221 197H223V196H221ZM253 197H254V199H253ZM50 198H52V197L50 196ZM224 198H225V196H224ZM64 199L65 198H63V200ZM86 199H84V200H86ZM216 199H218V198H216ZM216 199L214 197L212 198V200H214V201H216ZM42 200L45 202V204H43V202H42L43 206H42V204H40L41 205L40 206L41 208H40L39 207V203H41ZM90 200H91V198H90ZM57 201L59 203H61L59 201V198H58ZM82 201H80V203ZM92 201L93 200H91V202ZM70 202H72V203H70ZM73 202H75V203H73ZM255 202H257V201H255ZM66 203L65 202L63 203L64 207L66 206ZM259 203H257L258 204V208H259ZM52 204H54V201H53ZM83 204H85V203H83ZM148 204H150V203H148ZM257 204H256V206H257ZM37 205H38V207L40 209H38V207H37V209H36L37 212H36L35 208H36ZM90 205H91V203H90ZM146 205H144V204L140 205L139 204V208H137L135 206L133 207L132 204H131V205H129L127 207L128 210H126V208L124 209V212L126 211L128 213V215L126 214V212L124 213V214L127 215V216H125V217H127V221L130 222L131 225H133V227H134V228L132 227V230L129 231L130 236L128 237L129 238L128 240H133L134 241V245H137V249H138V246H141V247H145L146 246L147 247V245H149V247H150V244H148L149 237L146 236V232H148L147 230H149V228L152 227L151 226L152 224L150 222L153 221V219H151V221H149V215L148 214H149V212L151 210H154V209H153V207H150V205H148V206H146ZM59 206H58V210L60 208ZM256 206H255V209H257ZM64 207H62V209H64ZM147 207H150V208H147ZM221 207H223V205ZM249 207L250 206H248V210H249ZM51 208L49 209L50 211L54 209V208L53 209H51ZM218 208H220V207H218ZM32 209H34L35 211L29 212ZM83 209L81 210L82 213H83V211L85 212V209L84 210ZM241 209H243V208H241ZM106 210L107 209H105V211ZM258 210L259 209H257L256 212H258ZM59 211H61V209ZM88 212H90V211H88ZM88 212H87V214H88ZM237 212H239V211H237ZM240 212L242 213L241 210H240ZM254 212H255V210H254ZM49 213H47V214H49ZM53 213H55V212H53ZM108 213L110 214V212H108ZM108 213L106 215H109ZM164 213L167 214V212H165V211H164ZM114 215L115 216L113 218H112L113 215L111 216L112 219H114L117 216V214H114ZM163 215H165V214H163ZM31 216H33V218ZM85 216H84V220L82 218L83 221L86 220ZM88 216H87V218H88ZM225 217L228 218V216H225ZM230 217H231V215H230ZM152 218H154V217H152ZM167 218H168V216H167ZM21 219H25L26 223H28V224L26 225L25 228L22 226L23 229H24V232L22 234H19V232L22 229V227L19 226L20 224H18L19 223L18 221L21 220ZM38 219H37V221L39 223ZM40 219H41V217H40ZM46 219H44V220H46ZM41 220H40V222H41ZM50 220H51V217H50ZM82 220L79 219L78 221H82ZM118 220H120V219H118ZM261 221H262V224H264L263 223L264 222V214L262 216ZM41 223H39V224H41ZM88 224L90 226V223H88ZM93 224H94V220H93ZM17 225L19 226V229H17L18 228ZM56 226H57V228L59 226V228H58L59 231L58 232H55L56 229H57ZM85 226H87V225H85ZM259 226H262V225H259ZM91 227H92V225H91ZM91 227H89V228L91 229ZM221 228H222V226H221ZM52 229H54L55 231L52 230ZM60 230H61V232H60ZM78 230H80V228H78ZM100 230H101V228H100ZM120 231H121V229H120ZM59 232L62 234L61 236L58 234ZM82 232H84V231L82 230ZM86 232H87V230L85 231V233ZM83 238H85V237H83ZM150 239H151V237H150ZM153 240H155V239H153ZM152 241H151V243L154 244V241L153 242ZM113 245H115V244L112 243V246ZM158 245H159V243H158ZM156 246H157V244H156ZM149 247H148V249H149ZM153 247H154V245H153ZM81 248H82V246H81ZM87 248H88V246H87ZM104 249H107V248H104ZM81 250H83V249H81ZM140 251H141L140 254H139V251H138V253L137 252L136 253L142 256L143 255L142 254L143 250L140 249ZM103 255H105L104 252H103ZM111 255H113V254H111ZM115 255H114V257H115ZM96 257H99V256L95 255V258ZM142 257H143V259L146 258L144 255ZM138 258L140 259V256H138ZM138 258H136V259H138ZM127 259H128V257H127ZM150 259H151V257H150ZM120 261H121V259H120ZM143 261H147V260H143ZM98 263L100 264V262H98ZM104 263L105 264H114V260L110 261L109 259H106ZM121 263H119V264H121ZM86 264H88V263H86Z\"/></svg>",
    "mask_w": 264,
    "mask_h": 264
}]
</instances>
